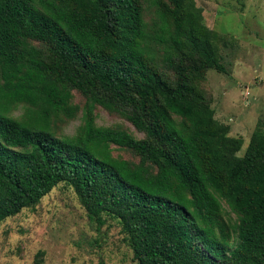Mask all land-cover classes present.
Wrapping results in <instances>:
<instances>
[{
    "label": "trees",
    "instance_id": "obj_1",
    "mask_svg": "<svg viewBox=\"0 0 264 264\" xmlns=\"http://www.w3.org/2000/svg\"><path fill=\"white\" fill-rule=\"evenodd\" d=\"M216 40L197 0H0V226L67 184L138 264H264V129L239 156L216 118Z\"/></svg>",
    "mask_w": 264,
    "mask_h": 264
},
{
    "label": "rangeland",
    "instance_id": "obj_2",
    "mask_svg": "<svg viewBox=\"0 0 264 264\" xmlns=\"http://www.w3.org/2000/svg\"><path fill=\"white\" fill-rule=\"evenodd\" d=\"M206 25L217 34L216 46L227 74L208 72L205 88L216 118L231 127V135L245 141L264 129V0H197ZM152 15L147 20L151 22ZM77 98L75 103L81 105ZM22 110L16 111L20 116ZM82 113L63 132L74 135ZM97 124L121 126L136 138L144 134L125 118L103 108ZM113 155L138 162L131 151L113 146ZM99 227L90 220L74 189L60 184L34 209H26L0 226V264H138L120 222L104 216Z\"/></svg>",
    "mask_w": 264,
    "mask_h": 264
}]
</instances>
